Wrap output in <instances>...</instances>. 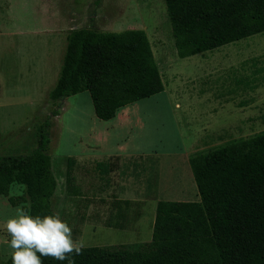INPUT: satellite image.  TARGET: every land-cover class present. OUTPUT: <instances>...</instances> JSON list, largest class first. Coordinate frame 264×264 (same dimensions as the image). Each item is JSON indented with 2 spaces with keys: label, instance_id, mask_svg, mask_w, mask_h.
<instances>
[{
  "label": "rangeland",
  "instance_id": "rangeland-1",
  "mask_svg": "<svg viewBox=\"0 0 264 264\" xmlns=\"http://www.w3.org/2000/svg\"><path fill=\"white\" fill-rule=\"evenodd\" d=\"M79 28L145 31L164 91L108 122L96 118L88 91L51 100L67 37ZM126 108L132 114L122 117ZM46 121L52 206L73 238L144 249L159 201H200L191 158L264 133V34L181 59L164 0H0V159L32 152ZM28 207L23 185L0 196V264L13 251L5 222Z\"/></svg>",
  "mask_w": 264,
  "mask_h": 264
},
{
  "label": "trees",
  "instance_id": "trees-1",
  "mask_svg": "<svg viewBox=\"0 0 264 264\" xmlns=\"http://www.w3.org/2000/svg\"><path fill=\"white\" fill-rule=\"evenodd\" d=\"M164 1L181 59L264 34V0ZM164 89L145 31L79 28L67 37L50 99L88 91L96 118L108 122ZM49 126L46 121L37 128L32 152L0 159V196L13 183L23 185L29 202L24 211L33 216L56 214ZM68 163L72 167L74 160ZM189 164L200 201H159L152 241L144 249L83 247L75 264H264V133L194 156Z\"/></svg>",
  "mask_w": 264,
  "mask_h": 264
},
{
  "label": "clouds",
  "instance_id": "clouds-1",
  "mask_svg": "<svg viewBox=\"0 0 264 264\" xmlns=\"http://www.w3.org/2000/svg\"><path fill=\"white\" fill-rule=\"evenodd\" d=\"M4 227L12 264H44L42 258L75 264L74 256L82 254L83 243L73 238L72 228L58 213L41 217L17 208Z\"/></svg>",
  "mask_w": 264,
  "mask_h": 264
},
{
  "label": "crops",
  "instance_id": "crops-1",
  "mask_svg": "<svg viewBox=\"0 0 264 264\" xmlns=\"http://www.w3.org/2000/svg\"><path fill=\"white\" fill-rule=\"evenodd\" d=\"M255 87L253 86L252 87V90L254 89ZM132 114V112H131V110L129 109V108H126L125 110H123L122 111V113L120 114L122 117H128L129 115H131ZM249 120H246L245 121V123H244V127H246L247 126V122H248ZM232 128V127H231ZM233 129V128H232ZM237 130V129H236ZM239 132H240V129L238 130ZM157 208V207H156Z\"/></svg>",
  "mask_w": 264,
  "mask_h": 264
}]
</instances>
